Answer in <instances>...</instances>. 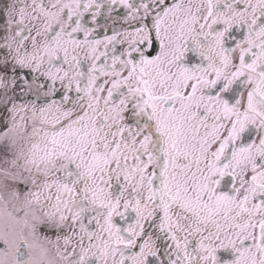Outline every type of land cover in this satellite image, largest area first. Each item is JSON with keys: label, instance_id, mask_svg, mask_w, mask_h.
I'll list each match as a JSON object with an SVG mask.
<instances>
[{"label": "snow or ice", "instance_id": "snow-or-ice-1", "mask_svg": "<svg viewBox=\"0 0 264 264\" xmlns=\"http://www.w3.org/2000/svg\"><path fill=\"white\" fill-rule=\"evenodd\" d=\"M0 264H264V0H0Z\"/></svg>", "mask_w": 264, "mask_h": 264}]
</instances>
